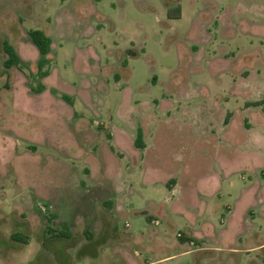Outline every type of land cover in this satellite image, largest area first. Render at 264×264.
<instances>
[{
	"label": "rangeland",
	"instance_id": "rangeland-1",
	"mask_svg": "<svg viewBox=\"0 0 264 264\" xmlns=\"http://www.w3.org/2000/svg\"><path fill=\"white\" fill-rule=\"evenodd\" d=\"M263 161L264 0H0V264H264Z\"/></svg>",
	"mask_w": 264,
	"mask_h": 264
},
{
	"label": "trees",
	"instance_id": "trees-1",
	"mask_svg": "<svg viewBox=\"0 0 264 264\" xmlns=\"http://www.w3.org/2000/svg\"><path fill=\"white\" fill-rule=\"evenodd\" d=\"M170 16L180 17L181 16L180 6L176 7L175 13L170 12ZM29 34H30L32 42L38 47V50L41 55L45 56L50 53L52 39L45 32L41 30H32L30 31ZM4 50H5V53L8 55V58L5 60V65L7 67L18 65L21 62V59L18 53L16 52L15 48L7 40H4ZM46 62H47V59L45 57L41 58L39 62V68L41 70L42 76H47L49 74L48 70H43ZM69 103L71 104V102ZM136 145L140 148H144L146 146L143 141V131L141 128L138 129V134L136 137ZM11 236L15 240H20L22 238V232L20 230L12 231Z\"/></svg>",
	"mask_w": 264,
	"mask_h": 264
},
{
	"label": "crops",
	"instance_id": "crops-1",
	"mask_svg": "<svg viewBox=\"0 0 264 264\" xmlns=\"http://www.w3.org/2000/svg\"><path fill=\"white\" fill-rule=\"evenodd\" d=\"M234 119H235V117H231V118H229L227 121H226V125H225V127H227V129L229 128V127H231V125H232V123L234 122ZM241 124L239 123V126H240ZM240 127H242V131L243 132H245V133H247L248 132V129L249 128H245L244 126H240ZM225 135V134H224ZM225 139L228 141V142H230L231 144H233L232 145V147H234V145L236 144L235 143V140H232V138H230V136H227V138L225 137ZM135 141H136V139H135ZM143 141H144V139H143ZM145 143V142H144ZM147 147H148V145H147ZM228 149V148H227ZM231 150V149H230ZM225 156H227L228 157V155H225V154H223V153H221V152H218L217 153V155H216V160L217 161H220L221 163L224 161V160H227L226 158H225ZM264 162V161H263ZM263 170H264V163L260 166ZM179 179H181L182 181H183V179H182V176L180 177L179 176ZM191 180H193V177H191L190 179H187V181H185L184 183H185V189L186 188H191V186L193 187V186H197V184H198V182H194V183H192V184H190L192 181ZM196 181V180H195ZM220 175H218V186H217V188H216V190L213 192V194H215L217 191H218V189L220 188ZM196 190H199V188H195ZM171 190L172 191H175L176 190V186H174V187H172L171 188ZM256 198V197H255ZM236 213H238V212H236ZM239 214H241V215H243V218H242V216H241V221H244L245 220V217H246V209H244V211H241V212H239ZM233 217H236V214H234L233 215ZM243 223V226H244V222H242Z\"/></svg>",
	"mask_w": 264,
	"mask_h": 264
},
{
	"label": "flooded vegetation",
	"instance_id": "flooded-vegetation-1",
	"mask_svg": "<svg viewBox=\"0 0 264 264\" xmlns=\"http://www.w3.org/2000/svg\"><path fill=\"white\" fill-rule=\"evenodd\" d=\"M68 103H69V101H68ZM70 104V103H69ZM121 145H126V143H127V141L126 140H123L122 138H121ZM135 145H136V141H135ZM137 146V145H136ZM138 147V146H137ZM138 148H140V147H138Z\"/></svg>",
	"mask_w": 264,
	"mask_h": 264
}]
</instances>
